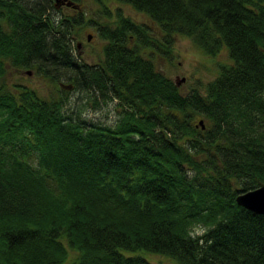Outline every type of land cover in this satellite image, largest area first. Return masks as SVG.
<instances>
[{"label": "trees", "instance_id": "obj_1", "mask_svg": "<svg viewBox=\"0 0 264 264\" xmlns=\"http://www.w3.org/2000/svg\"><path fill=\"white\" fill-rule=\"evenodd\" d=\"M81 1L0 0V264H264V214L236 201L264 184V0H95L115 20L88 66ZM178 34L231 63L182 91L153 59ZM9 66L72 84L45 97ZM72 86L115 100L116 123L69 112Z\"/></svg>", "mask_w": 264, "mask_h": 264}, {"label": "rangeland", "instance_id": "obj_2", "mask_svg": "<svg viewBox=\"0 0 264 264\" xmlns=\"http://www.w3.org/2000/svg\"><path fill=\"white\" fill-rule=\"evenodd\" d=\"M82 9L84 10L85 20L82 26L75 29L74 32V46L77 43L86 44L85 54L83 58L77 57L79 62H95L104 61V47L106 40L103 39L97 30L100 24L109 23L115 19L109 18L102 6L95 0H82ZM112 15L119 9L125 16L130 17L132 20L146 24L153 31L154 24L142 12L135 10L129 4L114 3L109 5ZM66 13H71L72 10L64 8ZM92 39L89 41L88 37ZM84 42V43H83ZM170 54L154 56L155 64L162 72H164L172 80L182 81L180 84L181 90H189L190 87L196 86V81L199 83H207L213 80L220 71V66L223 64L231 63L228 48L223 46L216 55L205 53L191 37L178 34L173 37V41L169 47ZM61 70V69H60ZM65 70V69H64ZM66 71V70H65ZM60 72V71H59ZM69 73L60 72L56 77L45 76L42 72L31 71L29 74L25 69H17L14 66H9L4 76L3 81L8 84H22L28 85L30 88L36 89L45 97L58 96L60 90L64 89L61 85L72 84ZM68 90L65 95L68 97L67 107L69 112H79L83 118L89 122H98L103 124H115L118 120L119 113L116 108V101H104L103 98L91 100V96L82 89L66 88ZM92 103H91V102ZM70 108V109H69ZM202 229L197 228V233H201ZM148 258L157 264H168V258L148 254Z\"/></svg>", "mask_w": 264, "mask_h": 264}, {"label": "water", "instance_id": "obj_3", "mask_svg": "<svg viewBox=\"0 0 264 264\" xmlns=\"http://www.w3.org/2000/svg\"><path fill=\"white\" fill-rule=\"evenodd\" d=\"M56 3H63L67 0H54ZM91 39V37H89ZM29 73H31L29 71ZM182 81H185V78H182L181 81L176 80L177 85L179 86ZM197 126H201L202 129H205V122L203 119L199 120ZM236 201L239 205L243 206L244 208L253 211L257 214H264V184L260 187L240 193L236 197Z\"/></svg>", "mask_w": 264, "mask_h": 264}, {"label": "flooded vegetation", "instance_id": "obj_4", "mask_svg": "<svg viewBox=\"0 0 264 264\" xmlns=\"http://www.w3.org/2000/svg\"><path fill=\"white\" fill-rule=\"evenodd\" d=\"M83 5V4H82ZM61 8L64 10V8H66V9H68V6H66V5H61ZM69 10V9H68ZM89 37H91V36H89ZM89 37H88V40L90 41L91 39H92V37H91V39H89ZM84 43V42H83ZM85 46H86V44L84 43V44H82V43H77V46H76V50H75V54H76V56L77 57H81V58H83V55L85 54ZM104 62V61H103ZM102 62V63H103ZM82 64H86L87 66L88 65H95V64H101V62H95V64H91V63H89V62H84V63H82ZM175 81H176V79H175ZM180 86V85H179Z\"/></svg>", "mask_w": 264, "mask_h": 264}]
</instances>
